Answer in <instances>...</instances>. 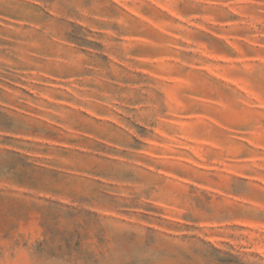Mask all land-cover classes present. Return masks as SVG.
<instances>
[{
    "label": "rangeland",
    "instance_id": "obj_1",
    "mask_svg": "<svg viewBox=\"0 0 264 264\" xmlns=\"http://www.w3.org/2000/svg\"><path fill=\"white\" fill-rule=\"evenodd\" d=\"M0 264H264V0H0Z\"/></svg>",
    "mask_w": 264,
    "mask_h": 264
}]
</instances>
